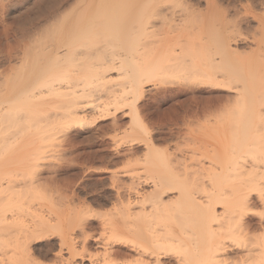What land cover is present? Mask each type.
<instances>
[{
	"label": "bare ground",
	"instance_id": "obj_1",
	"mask_svg": "<svg viewBox=\"0 0 264 264\" xmlns=\"http://www.w3.org/2000/svg\"><path fill=\"white\" fill-rule=\"evenodd\" d=\"M52 1L54 5L49 7H44L42 1L43 8L36 12L26 10L30 16L23 11L25 21L17 20L12 29L15 45L9 47L25 58L20 67H15L14 77L5 78L8 83L16 78L14 89L0 94V156L16 138L28 134L34 141L37 137V141L47 142V148L57 150L60 158L51 157L57 163L63 153L79 151L82 142H77L81 139L87 140L91 148L101 147L108 124L115 132L124 128L118 114L127 108L131 131L138 129L147 137L138 139L147 147L143 160L146 176L141 178L150 186L143 187L141 178L131 182L125 190L133 191L134 196L128 198L127 192L122 193L125 187L113 183L119 187L120 200L117 209L109 213L112 218L107 222L114 229L107 239L101 238L102 234L100 239L94 235L98 227L89 220L91 205L88 207L85 201L88 208L83 204L79 210L82 216L78 230L70 228L57 237L51 232L58 229L56 224L52 226L53 220L49 221L51 215L37 216L36 221L33 216L32 222L4 213L0 218V264H227L226 238L262 232V237L256 233V238L264 243V15L211 4L200 11L187 4L190 0ZM52 18L58 21L52 30L48 29L50 33L57 37L66 34L67 40L48 38L50 42L40 39L35 44V25ZM158 21L162 26L175 21L182 26L171 25L176 27L171 30L174 35L166 34L165 40H160L162 28H157ZM3 37L7 42L9 34ZM150 84L157 87V98L142 109L150 92L145 85ZM145 112L152 117L170 114L169 118L164 116L170 121L164 120L167 124H161L162 129L152 134ZM204 137L212 143L204 144ZM30 138L25 137L26 141ZM113 141L118 147L129 145L132 156L139 153L136 138L116 136ZM193 142L197 144L189 151L194 155L204 149L202 157H185L186 152L180 154L178 150L183 156L178 159L172 153L183 146L188 149ZM40 146H33V152H44ZM103 155L101 158L114 165L123 157L110 161ZM26 158L22 161L33 163L32 155ZM32 166L36 167L34 163ZM43 166L39 165V172ZM31 167L27 170L31 179L26 172L20 173L19 179L39 181L42 175L33 180L37 172ZM8 177L0 172V199L6 201L5 207L13 200L10 206L15 207L18 202L12 197L18 191L13 194V185L19 181ZM23 181L19 184H28L27 194L35 185ZM109 200L98 204L106 206ZM97 246H103L102 253H98ZM135 256L138 259L131 261Z\"/></svg>",
	"mask_w": 264,
	"mask_h": 264
},
{
	"label": "rangeland",
	"instance_id": "obj_2",
	"mask_svg": "<svg viewBox=\"0 0 264 264\" xmlns=\"http://www.w3.org/2000/svg\"><path fill=\"white\" fill-rule=\"evenodd\" d=\"M43 1V3H41ZM50 2V3H49ZM188 2V1H187ZM208 2V4H207ZM214 2V3H213ZM43 4L46 5L44 7H49V5H54L53 1L52 0H0V94L2 93V96L9 93L11 90L14 89V86H15V80L16 78L12 81H10L9 83L5 81V78L6 80L9 78H12L14 77V75L16 74V68L17 67H20V65L22 64V61H23V57H24V54H15L13 51H11V47L9 46H14L15 45V36H14V25H16V21L17 20H20V21H25L23 20V16H24V19H25V14H28L26 13V10H31L33 9L35 12L36 10H39L40 7L43 8L42 5ZM193 3V4H192ZM40 6H39V5ZM188 5H193L194 8L200 10V11H205L204 9L207 8L208 5H215V6H218V7H222V9H226V8H230L232 10L234 9H239V10H244V9H248L249 11L253 12L254 14L262 17L264 15V0H190L189 3H187ZM218 4V5H216ZM221 4V5H220ZM260 4V5H259ZM36 6V7H35ZM39 6V8L37 7ZM224 7V8H223ZM226 7V8H225ZM36 8V9H35ZM64 10V9H63ZM25 12V14L23 15V13ZM18 15H20V18L17 17ZM22 15V16H21ZM29 15V14H28ZM27 15V16H28ZM26 16V17H27ZM30 16V15H29ZM22 17V18H21ZM19 18V19H17ZM30 18V17H28ZM22 19V20H21ZM27 19V18H26ZM263 19H264V16H263ZM58 21V18L56 20V18H52V19H48L47 21H44L42 23H40L38 26L35 25L34 28H37V35H34L35 33L33 32V36L32 39L31 38H27L26 41H34L35 44H37V42L41 39V41L44 43H47V42H50V40H55L58 39V40H63L62 42H64V40H67L68 36L66 34H61L59 35L58 37L56 35H52L50 33L49 30H52V28L54 27V25L57 23ZM179 21V20H177ZM52 24H51V23ZM15 23V24H14ZM169 22H167L168 24ZM179 23V22H177ZM176 21L173 23H171V25L173 26H176ZM183 23V22H182ZM10 24V25H9ZM48 24V25H47ZM157 28L161 31V28H162V31L160 33L159 31V39L163 38L162 40H165L164 38H166L165 36H167L168 34L169 37L170 36H173L174 35V30L172 29L173 26L170 25V23L166 26H162L161 25V22H157ZM179 25V24H177ZM9 26V28H8ZM11 26V27H10ZM44 26V27H43ZM171 26V27H170ZM179 26H182L181 22H180V25ZM179 26H176L179 28ZM39 27L41 28L39 29ZM176 27H173L174 29H176ZM255 27H257V24H255ZM50 28V29H49ZM39 29V30H38ZM49 29V30H48ZM170 29V30H169ZM194 29V28H193ZM4 30V31H3ZM33 30H36V29H33ZM173 30V31H171ZM8 31V32H6ZM40 31V32H39ZM171 31V32H169ZM48 34H47V33ZM9 34V37H8V44L9 45H5V38L3 36H5L6 34ZM13 33V34H12ZM41 33V34H40ZM5 34V35H4ZM167 34V35H166ZM172 34V35H171ZM12 35V36H11ZM48 35V36H47ZM54 36V38H53ZM157 36V38H158ZM168 37V38H169ZM175 37V36H174ZM48 40V41H45V39ZM50 40H49V39ZM4 39V40H3ZM14 41H13V40ZM44 39V41L42 40ZM160 39V40H161ZM38 40V41H36ZM25 41V42H26ZM2 42V43H1ZM6 42V43H7ZM42 42L39 44H42ZM58 42V41H57ZM33 43V42H32ZM48 46L51 45V43L47 44ZM46 45V47H48ZM10 50V51H9ZM65 49H63L62 52H64ZM60 52V53H62ZM12 53V54H10ZM12 55V56H11ZM15 55V56H14ZM21 55V56H20ZM25 58V57H24ZM20 60V61H19ZM21 63V64H20ZM19 65V66H18ZM16 67V68H15ZM12 69V70H11ZM11 71V72H10ZM5 72V73H4ZM13 72V73H12ZM6 74V75H5ZM13 74V75H12ZM5 75V77H3ZM12 76V77H11ZM8 77V78H7ZM17 77V76H16ZM2 82V83H1ZM3 82H5L3 84ZM11 85H8V84ZM12 83V84H11ZM4 85V87H3ZM2 86V87H1ZM8 86V88H6ZM13 88V89H12ZM9 89V90H8ZM8 90V91H7ZM145 90H147L149 93H147V96L145 97L143 103H142V109H147L146 108V104L148 103H152V101H154V98H157V87L154 86L153 84H150V85H145ZM5 92V93H3ZM152 95V96H151ZM1 96V95H0ZM153 97V98H152ZM2 98V97H1ZM152 100V101H151ZM146 101V102H145ZM151 105L148 106V108L150 107ZM128 109H124L123 112H121L120 114H118L120 117H119V123L122 124L124 126L123 129L119 130V131H114L110 124H108L105 128L106 130V134H105V141L103 143L100 144L101 147H94V148H91L89 146V143L88 141H84V139L81 141H78L77 143H81L82 142V145H80L82 148L79 149V151H75V152H67V153H63L61 156L63 157V159H60V161L58 160V163L56 162L57 160L54 161V159H56V157L60 158V155L58 152H56L57 150L55 149H52V148H47V142L44 141V143L40 140H44L43 138H39L40 141H37L38 138L36 137L35 141H34V138H30L32 137L33 135H25L26 139L30 138L29 141L27 142L25 137H18L16 138L17 141L14 143V145L12 147H10V149H8L6 152L5 151H2L1 152V156H0V172L1 174H5L6 173V176L8 178H11L10 180H17L20 182L23 181L25 182L26 180V183H30L31 180H28L27 177L30 176L29 172L30 171H27L32 165L33 163L35 164L36 167L32 166L31 168H34L33 171L35 170V172L37 173H33V176L35 175V179L33 178V180H36L38 179V175H42V182L39 183V181L37 180L36 182H38V184H35L36 182H31V183H34V187L32 189V187L30 186L29 190L30 192H27L26 193V188H28V184H27V187L23 186V183H20L19 182L17 183L19 185L16 186L17 184L13 185V187L15 186V188L13 189V194L18 193V197H20V193L19 192H23L24 190V193H22L21 197L18 198L17 197V193H16V196L14 198V196L12 197V199H15V203L17 206L14 207V204H11L13 205L12 207L10 206V201L12 203L13 200H10V198H7V202L8 200L9 201V204L8 207H5L4 204L5 203L3 202V197L0 199V218L1 216L5 213V215L7 217H11L12 215L14 216H17V218L20 220L23 219V220H29L28 218L32 219L31 217L34 216V220L36 221V219H38V217H40V215L44 216V217H48L49 218V221L50 220H53V222L51 224H53L52 226H54L56 224V226L58 227V229L56 228V226L54 228V230H52L51 228H49V230H52L51 232H53L55 234V237L58 236V234H61L67 230H69L70 228L77 231L78 228H77V224L79 223V217L82 216V213L81 211L79 210H82L83 207L85 204L84 203H87L86 205L90 206L91 205V219L89 218L90 221H93L95 224H97V227L98 228H95V231H94V235H96V237H98V239H100V235L102 236L101 238H106L110 236V234L112 233L113 229L111 228V225L109 227L108 223L109 221L107 222V219L108 220H111L112 217H109L111 216L109 213L111 212V214L114 212L115 209H117L116 204H119V201L120 199H118L119 195L117 194V191L119 193V190H117V188L119 189V187H117V183L116 184H113L114 182H120V184L118 183V186H121L122 185L125 187L123 191L125 192H121L122 193H126L125 194V197H132L134 196V192L131 191L132 193H128L130 191H127L125 190L127 187L130 186V183H136V182H139V178L143 177L145 178L146 176V164H144V159H145V154H146V145L144 143H140V139H144L146 136V134H144V132L138 130V129H135V131H131V124H130V116L127 111ZM125 112V113H124ZM124 113V114H123ZM147 114V112H145ZM148 116H146V120L147 121V127L150 128L149 131L153 132L152 134H155L156 132L158 133V131H160V129H162V125H165L167 124L166 122L167 121H170V119H167L165 120V117L167 114L165 115H162V114H157L155 115L154 117H152L151 114H147ZM164 117V119L162 117ZM170 114H168V117L169 118ZM171 117V116H170ZM112 119V117H110V120ZM166 122H165V121ZM165 123V124H164ZM170 126V125H169ZM161 127V128H160ZM164 128V127H163ZM113 130V131H112ZM138 130V132H137ZM127 131V132H125ZM129 131V132H128ZM156 131V132H155ZM137 132V133H135ZM126 133V135H125ZM143 133V135H141ZM127 134H135L134 136L132 135H128ZM118 139H121V138H124V136L126 137V139H132V138H136L138 141L134 142L136 143L137 145V148H139V153H136L135 155H130L131 152H129L128 150H130V146L129 145H122L118 147V144H116L115 141H113V138L116 137ZM131 136V138L129 137ZM129 137V138H128ZM147 138V137H146ZM206 137H204V140H202V142L204 144H211L212 141H210L208 138L205 139ZM19 139V140H18ZM21 139H25V141H21ZM64 139V138H63ZM33 141V142H32ZM198 140H196L197 142ZM20 142V143H19ZM38 142H40V145L38 144ZM42 142V143H41ZM139 142V144H138ZM195 142V143H196ZM30 143V144H28ZM187 143V142H186ZM194 142L192 143L193 145H190L188 146V149H186L187 147L183 146L181 147L182 149H176L174 150L175 148H173L174 152H172L175 156L178 157V159H181L183 156L185 157H188L189 155L192 156L193 153L192 151L190 152L189 151V148L192 146H194L195 144ZM202 143V144H203ZM19 144V145H18ZM103 144V145H102ZM191 144V142H190ZM197 144V143H196ZM18 145V146H16ZM29 145V146H27ZM86 145V146H85ZM145 145V146H144ZM189 145V143H188ZM25 146L26 149H24L23 147ZM27 146V147H26ZM34 146V147H33ZM36 146H40L42 148L43 146V150L44 152H38L37 150H35L33 152L34 149H36ZM88 146V147H87ZM114 146V147H113ZM19 147V148H18ZM22 147V148H21ZM32 147L34 149H32ZM39 147V148H40ZM49 147V146H48ZM30 148L32 149L31 151L33 152H29L30 151ZM38 148V147H37ZM38 148V149H39ZM45 148V149H44ZM127 148V149H125ZM13 149V150H12ZM15 149V150H14ZM19 152H18V150ZM104 149V150H103ZM12 150V151H11ZM28 152H26V151ZM181 150L180 154H185L182 156L180 155L178 152ZM188 150V151H186ZM203 150V151H202ZM200 151H197V153H194L193 157H202L200 156L201 153L202 154H205L204 152V149H202ZM15 151V152H14ZM128 151V152H127ZM145 151V152H144ZM178 151V152H177ZM182 151H185V152H182ZM5 152V153H3ZM9 152V153H8ZM45 152H47L46 154H44ZM120 152V155L123 156L121 159H120V164H115L114 163H108L104 160V158H101V156L103 154H105L106 156H109L110 157V161L111 159L115 158H120L121 156L118 154ZM199 152V153H198ZM12 153V154H11ZM18 153L20 154L18 156ZM21 153H25V156H29V155H32L34 160H31V162L33 163H26L27 160H30V159H27L25 156L21 155ZM35 153H41L40 155L39 154H35ZM74 153V154H73ZM103 153V154H102ZM108 153V154H107ZM9 154V155H8ZM15 154V155H14ZM29 154V155H28ZM44 154V155H43ZM123 154V155H122ZM56 156L54 158V156ZM119 155V156H117ZM5 156V157H4ZM12 156V157H11ZM17 156V157H16ZM45 157L47 159H43L42 157ZM53 156L54 159H52L51 157ZM97 156L100 158H97ZM114 156V157H113ZM11 157V158H10ZM25 157V158H23ZM91 157V158H90ZM96 157V158H95ZM104 157V155L102 156ZM117 157V158H116ZM125 157V158H124ZM132 159H131V158ZM25 159L26 161H22L23 159ZM39 158V160H38ZM41 158V159H40ZM58 158V159H59ZM5 159V160H4ZM49 159V160H48ZM102 159V160H101ZM125 159V160H124ZM141 159V160H139ZM4 160V161H3ZM8 160V161H7ZM20 160V161H19ZM42 160V161H40ZM122 160H123V163H122ZM6 161V162H5ZM40 161V162H39ZM134 161V162H132ZM143 161V162H142ZM5 162V165H3ZM19 162V163H18ZM24 162V163H22ZM36 162V163H35ZM52 162V163H51ZM56 162V163H55ZM60 162V163H59ZM106 162V163H105ZM22 163V164H21ZM105 163V164H104ZM141 163V164H139ZM2 164V165H1ZM22 168H21V166ZM25 164V165H24ZM28 164V165H27ZM29 164H31L29 166ZM55 164V168L53 165ZM57 164H61V166L58 168ZM113 164V165H112ZM126 164V165H124ZM144 164V165H143ZM7 165V166H6ZM26 165L29 167H27L26 169ZM39 165H44L41 172L40 169L41 167H39ZM3 166V167H2ZM53 166V167H52ZM131 166V167H130ZM23 167L25 169H23ZM50 167V168H49ZM52 167V168H51ZM37 168V169H36ZM54 168V169H53ZM57 168V169H56ZM8 170V171H7ZM25 170V171H24ZM32 170V169H31ZM54 170V171H53ZM57 170V171H56ZM143 170V171H142ZM5 171V172H3ZM11 172L10 174H8L7 172ZM17 173H16V172ZM23 171V172H22ZM3 172V173H2ZM26 172V178H23L19 179V175H21L20 173H24ZM28 172V173H27ZM40 174H39V173ZM56 172H57V175H56ZM55 173V175H53ZM116 174V178H114L115 176L114 175ZM120 174V175H119ZM12 175V176H11ZM17 176V178L13 177V176ZM114 177H113V176ZM5 176V175H4ZM23 176V175H22ZM32 176V174H31ZM31 176L29 177L31 179ZM55 176H58V177H55ZM24 177V176H23ZM38 177V178H37ZM50 177V178H49ZM54 177L56 179H54ZM14 178V179H13ZM53 178V179H52ZM60 178V179H59ZM114 180H113V179ZM119 178V179H118ZM144 178H141V181L144 182V185L142 184L143 187H146L148 188L150 186V184L148 183H145V179ZM46 179V180H45ZM67 179V180H66ZM118 179V180H117ZM133 179V180H132ZM137 179V181H136ZM112 180V181H111ZM122 180V181H120ZM135 180V181H134ZM139 180V181H138ZM13 181V182H15ZM55 181V182H54ZM12 182V183H13ZM122 182V183H121ZM11 183V185H12ZM70 183V184H69ZM104 183V184H103ZM126 183V184H125ZM129 184V186H127ZM31 185V184H30ZM116 185V187H115ZM41 188V189H40ZM18 189V190H17ZM20 190V191H19ZM28 191V189H27ZM12 192V191H9V193ZM107 192V193H106ZM62 193V194H61ZM65 193V194H64ZM70 193V194H69ZM31 194V195H30ZM111 194V195H109ZM129 194V195H128ZM131 194V195H130ZM8 195V194H7ZM7 195H2V196H7ZM11 194H9L10 196ZM15 195V194H14ZM34 195V196H33ZM254 195H257V193H255ZM8 196V197H9ZM25 196V197H24ZM33 197V198H32ZM43 199H42V198ZM50 197V198H49ZM53 197V198H52ZM110 197V200H109V204L106 205V206H100L98 203L102 202V200H107V198ZM113 197V198H112ZM117 199H114L116 198ZM30 198V199H29ZM32 198V199H31ZM39 198V199H38ZM52 198V199H51ZM71 198V199H70ZM19 199V200H18ZM21 199V200H20ZM26 199V200H25ZM42 199V200H41ZM46 199V200H45ZM96 199H98L96 201ZM2 200V201H1ZM36 200V201H35ZM52 200V201H50ZM24 201V202H23ZM34 201V202H33ZM70 201L73 203H70ZM85 201V202H84ZM14 202V201H13ZM29 202V203H28ZM84 202V203H83ZM97 202V203H96ZM113 202V204L111 203ZM118 202V203H117ZM20 204V205H19ZM23 204V205H22ZM70 204V205H69ZM84 204V205H83ZM19 205V206H18ZM27 205V206H26ZM75 205V206H74ZM78 205V206H77ZM84 206V208H88L87 206ZM25 206V207H24ZM70 206V207H68ZM24 207V208H23ZM76 208L78 207L77 209H74L73 211H71L73 208ZM93 207V208H92ZM7 208V209H5ZM26 208V209H25ZM63 208V209H62ZM70 208H72L70 210ZM82 208V209H81ZM20 209V210H19ZM24 209V210H23ZM28 209V210H27ZM90 209V208H89ZM97 211V213L93 210ZM99 210V212H98ZM7 213H6V212ZM77 214H75L76 212ZM109 211V212H108ZM3 212V213H2ZM19 212V213H18ZM71 212V213H70ZM74 214H73V213ZM103 212V213H102ZM22 213V214H21ZM24 213H27V214H24ZM94 213V215H93ZM96 213V215H95ZM99 213V214H98ZM21 214V215H20ZM30 216H29V215ZM81 214V215H80ZM98 214V215H97ZM109 214V215H108ZM48 215V216H46ZM73 217H71V216ZM75 215H76V220L75 219ZM100 215V216H99ZM101 215H103L101 217ZM29 216V217H27ZM38 216V217H37ZM70 216V218H69ZM97 216V217H96ZM99 216V217H98ZM20 217V218H19ZM37 217V218H36ZM51 217V218H50ZM94 217H96L94 219ZM101 217V218H100ZM25 218V219H24ZM68 218H69V221H68ZM73 219V221H72ZM106 219V220H105ZM34 220L32 222H34ZM103 221V222H102ZM72 222V223H71ZM68 223V224H67ZM71 223V225L69 224ZM103 223H107V226ZM73 224V225H72ZM103 224V227H101ZM110 224H111V221H110ZM116 228V227H115ZM104 229V231L102 230ZM56 230V231H55ZM103 232V233H102ZM99 233V234H98ZM256 233H253L252 234H246V233H243L241 236L239 235L234 237V241L233 239L231 238H226L225 239V244L227 247H226V252L229 254L228 257V260H227V264H246V263H249V264H261V261L262 263L264 264V260H263V255H264V243L262 242L261 238L263 234L262 232H258L257 235H259L260 237V240L258 238L257 240V236H256ZM248 235V236H247ZM251 236H254L253 238ZM229 239V240H228ZM256 239V240H255ZM236 240V241H235ZM255 240V241H254ZM250 241H252L250 243ZM227 242V243H226ZM243 243V244H242ZM230 245V246H229ZM242 245V246H241ZM246 246V247H245ZM249 246V247H248ZM255 246V247H254ZM99 248L98 249V253H102L100 250H102L101 248L103 246H97ZM261 251V252H260ZM250 253V254H249ZM259 253V255H258ZM255 256V257H254ZM261 256H262V259H261ZM137 256L134 257H131V261H135L136 259H138V257L136 258ZM260 258V259H259ZM134 259V260H133ZM260 261H258V260ZM128 261H130L128 259ZM252 261V262H250ZM255 261V262H254ZM258 261V262H257ZM240 262V263H239ZM131 264H135L134 262H132Z\"/></svg>",
	"mask_w": 264,
	"mask_h": 264
}]
</instances>
